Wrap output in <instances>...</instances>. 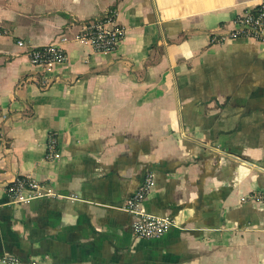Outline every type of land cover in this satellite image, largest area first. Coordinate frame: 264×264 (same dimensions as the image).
<instances>
[{
    "label": "crops",
    "instance_id": "crops-1",
    "mask_svg": "<svg viewBox=\"0 0 264 264\" xmlns=\"http://www.w3.org/2000/svg\"><path fill=\"white\" fill-rule=\"evenodd\" d=\"M262 1L0 0V258L264 264V42L211 40ZM109 10L126 35L101 53L78 35ZM48 44L66 60L43 71ZM148 171L144 210L174 220L153 239L122 209ZM27 176L51 193L11 202Z\"/></svg>",
    "mask_w": 264,
    "mask_h": 264
},
{
    "label": "built area",
    "instance_id": "built-area-1",
    "mask_svg": "<svg viewBox=\"0 0 264 264\" xmlns=\"http://www.w3.org/2000/svg\"><path fill=\"white\" fill-rule=\"evenodd\" d=\"M233 27L218 36H212V41L224 42L231 39H252L264 42V0L251 9L238 13L232 20ZM126 35L125 28L116 21L115 12L109 10L99 20L85 23L78 38L85 39L92 47L101 53H109L117 49ZM22 46L23 42L18 41ZM29 61L43 71H50L54 65L66 60L64 49L55 44L31 46L27 50ZM58 138L50 131L46 137L45 159L56 161L60 158ZM155 184L154 173L146 172L135 191L124 201L122 209L132 217L131 228L135 236L153 239L162 236L174 223L169 216H158L148 213L143 208V202ZM11 202H28L34 198L48 195L41 185L30 177H16L7 187ZM252 201L264 204V193L252 194ZM2 264H29L15 256L4 255L0 258Z\"/></svg>",
    "mask_w": 264,
    "mask_h": 264
}]
</instances>
